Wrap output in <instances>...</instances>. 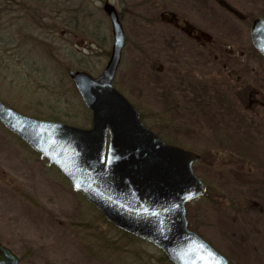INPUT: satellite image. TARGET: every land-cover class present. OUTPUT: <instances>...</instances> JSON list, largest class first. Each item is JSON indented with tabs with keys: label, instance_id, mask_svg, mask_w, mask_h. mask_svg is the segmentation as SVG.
Instances as JSON below:
<instances>
[{
	"label": "rangeland",
	"instance_id": "rangeland-1",
	"mask_svg": "<svg viewBox=\"0 0 264 264\" xmlns=\"http://www.w3.org/2000/svg\"><path fill=\"white\" fill-rule=\"evenodd\" d=\"M89 1L98 14L86 21L90 33L72 38L64 32L70 14L51 20L52 3L0 0L4 103L90 125L68 70L99 75L113 35L105 0ZM110 2L127 35L115 86L167 141L207 153L194 165L208 190L187 205L191 223L230 264H264V59L249 30L264 16V0ZM0 243L22 264H172L155 245L108 222L1 123Z\"/></svg>",
	"mask_w": 264,
	"mask_h": 264
},
{
	"label": "water",
	"instance_id": "water-1",
	"mask_svg": "<svg viewBox=\"0 0 264 264\" xmlns=\"http://www.w3.org/2000/svg\"><path fill=\"white\" fill-rule=\"evenodd\" d=\"M112 47L102 73L69 70L91 126L28 116L0 100V123L42 154L109 222L160 248L173 264H229L227 257L189 229L186 204L207 187L193 171L200 155L164 141L142 121L136 107L116 89L126 32L119 11L103 5ZM254 47L264 56V17L253 20ZM0 264H21L0 243Z\"/></svg>",
	"mask_w": 264,
	"mask_h": 264
},
{
	"label": "trees",
	"instance_id": "trees-1",
	"mask_svg": "<svg viewBox=\"0 0 264 264\" xmlns=\"http://www.w3.org/2000/svg\"><path fill=\"white\" fill-rule=\"evenodd\" d=\"M33 1H34V4H37L38 6H41L42 8H44L45 5L52 3L55 10L52 13L51 18H50V16H49V18L53 21L56 19L55 17H57V16L64 15V17H65L66 14H70L71 17H69V18L71 19V21L65 27L64 32L66 31L65 36L70 35L72 38L81 37V31H86V32L90 33V30L88 27L89 25L86 23V21L90 20L88 18L90 16V14L92 16L98 15L97 12L93 8H91V6H89V5H91L89 0H87V1L86 0H54V1H52V0H33ZM10 2H12L14 5H16V4L20 3L21 0H10ZM0 5H1V3H0ZM121 14H122V12L120 11L119 15L122 18ZM3 18H5V13L0 11V20ZM51 20H49V21H51ZM122 20H123V18H122ZM82 24H85L86 28H83ZM86 35H88V34H85V37H86ZM88 36L85 39H88ZM94 43H96L95 40H93V43H91V44H94ZM108 54L110 55V52ZM54 118H55L54 120L60 119L59 117H56V116ZM195 229H197V228H195ZM163 258L166 259V257H164V256H163Z\"/></svg>",
	"mask_w": 264,
	"mask_h": 264
},
{
	"label": "flooded vegetation",
	"instance_id": "flooded-vegetation-1",
	"mask_svg": "<svg viewBox=\"0 0 264 264\" xmlns=\"http://www.w3.org/2000/svg\"><path fill=\"white\" fill-rule=\"evenodd\" d=\"M191 33V32H190ZM192 34V36L193 37H195L196 36V38H199V37H201V35H197V34H195V36L193 35V33H191ZM206 47H209V46H206ZM259 53V52H258ZM259 56L262 58V59H264V56L261 54V53H259ZM142 117H143V115H142ZM150 126V125H149ZM151 128H152V126H150ZM157 132V131H156ZM158 134H160L159 132H157ZM165 133L166 132H163V135L162 134H160L165 140H166V138L168 137H166V135H165ZM169 142V141H168ZM172 143V142H171ZM199 154H200V159L199 160H201V159H203L204 158V155L205 154H207V153H200V152H198Z\"/></svg>",
	"mask_w": 264,
	"mask_h": 264
}]
</instances>
